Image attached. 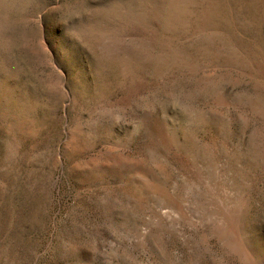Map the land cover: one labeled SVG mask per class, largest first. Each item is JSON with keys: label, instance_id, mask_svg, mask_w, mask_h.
<instances>
[{"label": "rangeland", "instance_id": "1", "mask_svg": "<svg viewBox=\"0 0 264 264\" xmlns=\"http://www.w3.org/2000/svg\"><path fill=\"white\" fill-rule=\"evenodd\" d=\"M0 264H264V0H0Z\"/></svg>", "mask_w": 264, "mask_h": 264}]
</instances>
